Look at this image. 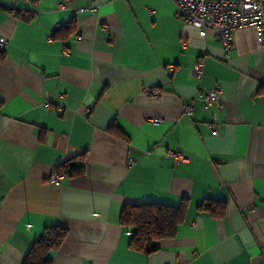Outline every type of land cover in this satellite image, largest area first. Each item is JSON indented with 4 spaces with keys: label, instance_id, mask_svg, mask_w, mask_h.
<instances>
[{
    "label": "crops",
    "instance_id": "obj_1",
    "mask_svg": "<svg viewBox=\"0 0 264 264\" xmlns=\"http://www.w3.org/2000/svg\"><path fill=\"white\" fill-rule=\"evenodd\" d=\"M176 12L172 0H0V264H23L48 227L68 232L52 264H264V49L250 27L227 52ZM83 155L82 175L49 182ZM182 200L175 237L130 248L124 205ZM205 201L225 212H198Z\"/></svg>",
    "mask_w": 264,
    "mask_h": 264
},
{
    "label": "trees",
    "instance_id": "obj_2",
    "mask_svg": "<svg viewBox=\"0 0 264 264\" xmlns=\"http://www.w3.org/2000/svg\"><path fill=\"white\" fill-rule=\"evenodd\" d=\"M12 12L18 18H27L22 16L21 12ZM62 29L63 27L60 30ZM5 58L6 53L0 51V61H4ZM84 164L83 155L61 164L56 170L66 178H73L84 173ZM188 209L187 200H182L178 206L156 202L124 205L120 221L123 226L132 230L130 248L148 255L157 251L160 241L176 236L178 227L187 218ZM198 212L220 217L225 212V207L221 208L213 201H205L198 206ZM67 233V229L62 227L46 228L44 235L33 245L23 264H52L53 259L50 254L62 246Z\"/></svg>",
    "mask_w": 264,
    "mask_h": 264
},
{
    "label": "built area",
    "instance_id": "obj_3",
    "mask_svg": "<svg viewBox=\"0 0 264 264\" xmlns=\"http://www.w3.org/2000/svg\"><path fill=\"white\" fill-rule=\"evenodd\" d=\"M177 6L176 17L187 26H193L199 30L200 36L206 38L209 31L220 41L227 52L233 47L234 34L240 30L253 27L257 31L258 45L264 49V0H172ZM59 9L64 4L58 5ZM61 26L57 25L56 29ZM9 42L6 39L0 40V51L5 52ZM188 47L186 40L182 41V48ZM194 77L201 80L204 76L203 62L199 61L193 68ZM153 99H159L157 90H146ZM223 91L220 87L207 92L204 95L205 110L209 111L212 102L220 100ZM49 107V105H47ZM187 116L192 117L194 108L188 103L185 108ZM158 124L159 120L153 119ZM219 135L220 127L214 129ZM169 158L177 164L189 163L193 159L181 153L170 152ZM65 176L54 170L49 182L54 186H61Z\"/></svg>",
    "mask_w": 264,
    "mask_h": 264
}]
</instances>
